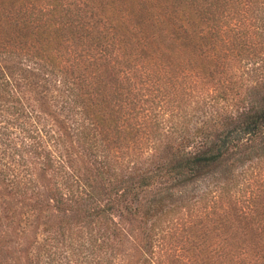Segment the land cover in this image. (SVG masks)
<instances>
[{
	"label": "trees",
	"instance_id": "obj_1",
	"mask_svg": "<svg viewBox=\"0 0 264 264\" xmlns=\"http://www.w3.org/2000/svg\"><path fill=\"white\" fill-rule=\"evenodd\" d=\"M1 104L42 133L18 203L110 264L126 222L119 264H264V0H0Z\"/></svg>",
	"mask_w": 264,
	"mask_h": 264
},
{
	"label": "rangeland",
	"instance_id": "obj_2",
	"mask_svg": "<svg viewBox=\"0 0 264 264\" xmlns=\"http://www.w3.org/2000/svg\"><path fill=\"white\" fill-rule=\"evenodd\" d=\"M238 68L248 79L246 62L241 60ZM41 141L35 118L33 122L24 117L16 121L0 105V264H110L102 221L86 220L75 212H40L18 203L25 199L22 193L39 190L35 167L40 161ZM212 180L208 177L188 190L205 189ZM15 192L17 200L9 196ZM123 227L125 235L120 238L116 264L133 242L127 231L136 235L139 224L126 222Z\"/></svg>",
	"mask_w": 264,
	"mask_h": 264
}]
</instances>
